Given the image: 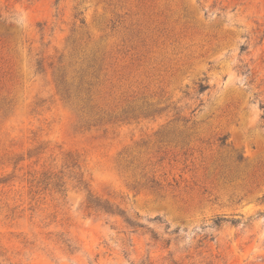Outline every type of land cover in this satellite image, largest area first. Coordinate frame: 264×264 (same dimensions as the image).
<instances>
[{
    "label": "rangeland",
    "instance_id": "obj_1",
    "mask_svg": "<svg viewBox=\"0 0 264 264\" xmlns=\"http://www.w3.org/2000/svg\"><path fill=\"white\" fill-rule=\"evenodd\" d=\"M0 264H264V0H0Z\"/></svg>",
    "mask_w": 264,
    "mask_h": 264
},
{
    "label": "trees",
    "instance_id": "obj_2",
    "mask_svg": "<svg viewBox=\"0 0 264 264\" xmlns=\"http://www.w3.org/2000/svg\"><path fill=\"white\" fill-rule=\"evenodd\" d=\"M208 89H209V86L202 84L200 86L199 93H204ZM94 200L95 199L93 197H91V196L88 198V202H87V208L88 209L94 210L95 212L96 211H102L103 210L107 214H111V215L113 214L112 212H110L108 210H104V208H100V206L97 205Z\"/></svg>",
    "mask_w": 264,
    "mask_h": 264
}]
</instances>
